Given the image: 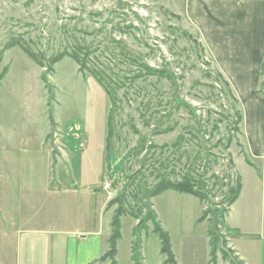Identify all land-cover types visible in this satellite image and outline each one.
Returning a JSON list of instances; mask_svg holds the SVG:
<instances>
[{
  "label": "rangeland",
  "instance_id": "374dc122",
  "mask_svg": "<svg viewBox=\"0 0 264 264\" xmlns=\"http://www.w3.org/2000/svg\"><path fill=\"white\" fill-rule=\"evenodd\" d=\"M175 2L0 0L1 155L26 161L50 150L71 161L68 177L54 183L49 175L0 179V232L12 231V241L0 244L2 254H16L21 208L24 219L33 214L49 231L100 230L105 238L118 208L108 203L117 199L126 214L120 217L116 264H130L137 226L146 229L139 231L141 254L155 264L160 241L143 197L161 179L191 178L205 199L171 191L152 199L173 254H200L195 260L202 264L212 247L217 264H226L224 254L234 258L222 221L239 183L243 199L257 208L256 233L264 228V159L251 157L238 104ZM12 41L23 42L46 66L76 46L89 49L87 70L95 67L110 96L71 59L46 73L18 47L5 50ZM45 133L48 148L42 147ZM64 204L71 206L72 220L65 226L58 224ZM201 211L210 213L197 224Z\"/></svg>",
  "mask_w": 264,
  "mask_h": 264
},
{
  "label": "crops",
  "instance_id": "0c3cea01",
  "mask_svg": "<svg viewBox=\"0 0 264 264\" xmlns=\"http://www.w3.org/2000/svg\"><path fill=\"white\" fill-rule=\"evenodd\" d=\"M175 4L178 13L195 32L213 70L228 85L238 104L240 134L242 128L251 157L264 159V0H176ZM46 137L47 133L42 147L48 148ZM17 158L1 155L0 150V179L8 176L34 179L39 175H49L54 183L57 176L68 177L67 165L71 163L68 156H54L48 150L45 157L25 156L23 159L26 161ZM243 196L240 187L237 199L226 209L223 217L222 224L226 228L223 233L232 256L240 264H264V228L256 233L252 217L253 210L257 208L249 197L243 199ZM171 197L176 202L174 196ZM29 205L33 207V204ZM152 210L159 225L164 219L162 213L154 208L153 200ZM202 211L197 224H203L200 221ZM58 212L62 215L58 224L65 226L66 221L72 223L67 216L71 215V206L64 204ZM23 213L21 208L15 219V225H21L13 240L16 254H2L4 248L0 246V264H109L102 262L101 258L108 251L109 245H104V242L108 243L110 235L104 238L100 230L52 232L44 228L43 221L37 220L33 214L24 219ZM11 233V230L1 231L0 244L12 241L9 239ZM128 251V261L133 264L130 242ZM210 252L205 253L202 264H210ZM173 255L176 264H200L195 260L200 254ZM141 257L142 264H148L144 254ZM115 258L118 260L117 252ZM155 260V264H164L165 257L161 253L155 254Z\"/></svg>",
  "mask_w": 264,
  "mask_h": 264
},
{
  "label": "trees",
  "instance_id": "16d2710c",
  "mask_svg": "<svg viewBox=\"0 0 264 264\" xmlns=\"http://www.w3.org/2000/svg\"><path fill=\"white\" fill-rule=\"evenodd\" d=\"M18 47L24 55L31 60L33 63H35L40 68H46V73H53V68L56 64L61 62L64 58L71 59L79 68V72L82 73L84 70H87V64L90 62L91 52L89 49H85L83 47L76 46V48H73L70 52H62L55 57L49 59L46 64L42 62V59L39 55L32 52L23 42L21 41H12L10 42L6 47L5 50H10L11 48ZM46 66V67H45ZM94 70L88 69L90 75L92 78H94L108 93V96H110V93L106 87L103 86V83L101 82V76L93 67ZM145 70L148 72L149 68H145ZM150 71V70H149ZM262 75H264V62L262 64ZM4 77V74L0 76V81ZM217 77L221 80V77L217 75ZM42 81L47 85L46 75L42 76ZM222 81V80H221ZM223 82V81H222ZM224 83V82H223ZM225 84V83H224ZM226 88L229 90V87L227 84H225ZM113 104V103H112ZM109 124V121H108ZM108 135H111L110 129L108 130ZM196 186H199L196 182H194L191 178L182 179L180 182H170L166 179H161L156 183L151 189L144 191V197L143 200L145 202H148L146 209L148 211V221L151 222L153 225L152 233L155 234L159 241H160V253L165 257L164 264H176L174 255L171 250V244L168 234H166L162 229L159 227L155 220V216L152 210V203L149 202L150 200L162 195L163 193L172 191L179 194H185L190 195L196 199H198L200 202H204L205 199L200 195V193L196 192ZM240 186L238 185V188L232 194V198L228 202V207L237 199L239 194ZM117 205V210L114 212V217L111 220L110 227H111V235L110 239L108 241L109 248L108 251L102 256L101 261L105 262L106 260H109L110 264H116L115 263V256H116V244L117 241L120 239V217L125 215L126 213L122 210L119 201L113 200L108 203L109 207L113 205ZM208 212H204L203 216L201 217L200 221L202 222L207 215H209ZM134 217V215H131ZM135 218V217H134ZM138 227V226H137ZM137 227L134 228L132 232V243H131V258L133 264H142V257H141V239L139 235V231H145L146 229L144 227L137 229ZM213 239V238H212ZM215 239V238H214ZM212 248V247H211ZM213 249V248H212ZM222 258L227 261L229 264H240L236 258H232L231 254H224ZM229 259V260H228ZM216 262V256L214 250L210 252V264H215Z\"/></svg>",
  "mask_w": 264,
  "mask_h": 264
}]
</instances>
